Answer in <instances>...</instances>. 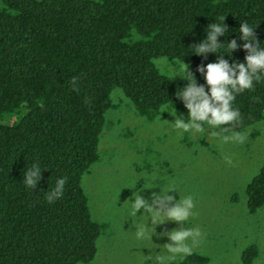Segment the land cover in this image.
I'll list each match as a JSON object with an SVG mask.
<instances>
[{"label":"trees","instance_id":"obj_1","mask_svg":"<svg viewBox=\"0 0 264 264\" xmlns=\"http://www.w3.org/2000/svg\"><path fill=\"white\" fill-rule=\"evenodd\" d=\"M215 17H227L229 37L241 22L257 27L264 42V0H2L0 5V264L90 263L104 227L93 218L83 178L100 159L111 95L121 88L137 112L154 118L165 106L187 117L177 85L156 64L184 60L199 84L200 65L214 53L193 55ZM238 39V43H243ZM240 62L246 53L234 51ZM229 59L228 56L224 57ZM80 78L79 91L68 81ZM240 134L264 119V78L239 94ZM11 120V121H8ZM39 160L43 179L26 189L23 174ZM57 176L68 183L59 201L45 191ZM248 207H264V162L247 186ZM260 251L251 245L244 264ZM192 253L176 264H206Z\"/></svg>","mask_w":264,"mask_h":264},{"label":"rangeland","instance_id":"obj_2","mask_svg":"<svg viewBox=\"0 0 264 264\" xmlns=\"http://www.w3.org/2000/svg\"><path fill=\"white\" fill-rule=\"evenodd\" d=\"M177 61L163 57L156 64L172 78ZM173 80L177 89L188 83L181 77ZM111 100L100 139V159L83 178L93 218L104 230L95 259L81 264H141L143 253L149 254L145 246L155 249L168 242L155 236L153 242L135 239L133 220L127 213L133 193L142 185L152 187L142 188L145 197L159 193L161 187H174L179 190L170 194L176 199L179 191L194 198L195 215L184 226L202 231L193 253L207 256L206 264H244L243 252L251 245L260 251L254 264H264V207L250 212L247 195L249 182L264 162V119L240 134L221 131L216 137L193 136L171 124L175 117L171 109L162 113L166 106L149 118L137 112L121 88L114 89ZM226 135L245 139L226 142ZM178 226L168 222L157 231Z\"/></svg>","mask_w":264,"mask_h":264},{"label":"clouds","instance_id":"obj_3","mask_svg":"<svg viewBox=\"0 0 264 264\" xmlns=\"http://www.w3.org/2000/svg\"><path fill=\"white\" fill-rule=\"evenodd\" d=\"M227 17H215V22L206 29V38L199 43H194L189 48L193 55L206 57L209 53L217 55L215 62L208 63L206 67L202 64L198 72L203 75L205 84H199L197 76L191 70V66L184 60L177 61L174 66V77H181L188 81L176 92V99L182 101L187 111V122L184 114L174 111L171 106H166L163 112L171 109V115L175 117L171 124L183 133L193 136L207 134L216 137L219 132H227L228 126L241 120V112L234 106L239 94L253 90L255 84L264 78V42L257 36L256 29L247 21L241 22L237 38L243 43H238L237 38L229 37V25ZM246 53L245 59L240 62L233 56L234 51L240 48ZM228 56L231 58L225 59ZM179 65V67H176ZM73 91H79L80 78L73 76L68 81ZM176 110V106H175ZM212 130V131H209ZM224 141L243 142L245 137L241 135L224 136ZM39 160H33L31 166L23 174V184L26 189L33 190L38 187L43 179V170ZM68 178L57 176L54 187L45 191V200L53 204L62 199ZM143 189L152 188L145 187ZM142 188L133 193L130 199V209L127 213L134 224L132 230L137 241H151L153 237L167 239L168 242L158 245L155 249L145 246L149 254L143 253L141 264H175L178 259L192 255L194 249L199 245L203 233L199 228L185 227L189 220L195 215L196 204L191 195L182 196L179 191V199L170 193L177 188L165 190L161 187L159 193H152L149 197L142 195ZM168 222L179 225L172 230L158 232L159 226ZM159 248V253L156 249Z\"/></svg>","mask_w":264,"mask_h":264}]
</instances>
